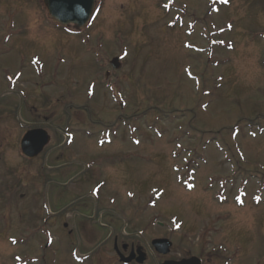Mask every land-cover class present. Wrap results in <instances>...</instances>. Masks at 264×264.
Listing matches in <instances>:
<instances>
[{
  "label": "rangeland",
  "instance_id": "1",
  "mask_svg": "<svg viewBox=\"0 0 264 264\" xmlns=\"http://www.w3.org/2000/svg\"><path fill=\"white\" fill-rule=\"evenodd\" d=\"M41 1L0 0V74L20 65L34 74L33 55L50 72L71 63L75 81L51 94L72 91L74 121L59 124L54 141L70 147L65 134L74 127L75 144L62 151L71 157L60 161L53 154L26 160L19 150L23 128L12 113L17 99L11 108L0 102V187H6L0 190V264H78L73 251L90 252L95 238L88 247L82 234L71 237L66 217L73 225L98 218L93 207L67 204V181L19 197L29 191L20 182L37 181L40 170L43 183L61 175L67 180V168L55 170L64 162H74L77 171L83 165L79 175L90 187L104 170L101 191L111 209L130 204L135 212L128 227L165 223L147 234L175 239L166 258L200 254L204 264H264V0H229L230 6L219 0L216 7L208 0H174L170 10L162 6L167 0H98L94 18L78 30L56 27ZM115 56L121 64L112 73ZM83 103L93 114L102 109L101 124L89 123ZM49 104L58 111L54 122L64 117L62 108ZM90 130L95 136H87ZM172 219L181 229L171 227ZM46 230H53L51 237ZM116 234L125 237L114 225L110 242ZM98 255L100 264H118L112 250Z\"/></svg>",
  "mask_w": 264,
  "mask_h": 264
},
{
  "label": "flooded vegetation",
  "instance_id": "2",
  "mask_svg": "<svg viewBox=\"0 0 264 264\" xmlns=\"http://www.w3.org/2000/svg\"><path fill=\"white\" fill-rule=\"evenodd\" d=\"M42 39V37H40ZM50 42L53 41L52 38L49 37ZM42 41V40H40ZM48 46V44H47ZM47 48V47H46ZM17 53H19L21 49V44L17 43V46L14 48ZM48 49V48H47ZM70 65L67 68L60 69V71H47L46 69L43 70V74L36 77L33 72L31 73L25 71V65H21V71H25L28 73L26 77H22L21 85L26 91L24 101L21 102L22 108L24 110V113L30 114L32 117L31 120H25V126H23V132L35 129V128H43L48 131L50 135V141L48 145L44 148L43 152L46 151V154H53L57 157H64L67 155L66 153H62L64 150L63 148V141L62 142H55L54 138L59 136V124L64 123L65 121L67 123H70L71 121H74V114H75V105L72 100L67 99V101H64L60 107V98L56 97V101L53 100V95L51 92L54 90V88H65L67 86L68 81H74L72 79L74 76L72 75V68H70ZM61 76V79H58ZM109 76L108 72H105L104 77L107 79ZM59 80V81H58ZM4 76L0 75V88L4 87V90H6V82H5ZM65 85V86H64ZM50 89V91H49ZM63 94L61 96L67 95L68 97L71 96V92L67 93L68 91L63 90ZM2 96H0L1 98ZM38 99V100H37ZM69 100V101H68ZM55 101V102H54ZM49 102H54L57 104V108H62V113L64 117H59L58 114V121L54 122L53 118L57 115V110H55L54 107H52ZM10 100L7 99V104H10ZM85 112V110H83ZM61 114V113H60ZM96 120V119H95ZM72 124H75L73 122ZM74 129V127H72ZM49 146L51 148H49ZM70 154V153H68ZM67 168L68 172V178L63 177L61 175L62 179H65L67 183L69 184V192L71 193V199L68 200L69 205H76L78 204L79 207H84L86 210H89L90 206L93 205L94 208H100L103 212L107 211V205L105 204L107 202V197L104 193H102L98 199L94 200V202H91L93 200L90 198V189L88 190V183L86 184L85 180L82 179L79 175V173L84 169L82 165V169L80 171H77L76 166L74 165V162H68L65 166ZM104 172L99 173V178L96 181L95 184L98 182H105L107 180V177H104ZM66 181H58L57 184L64 185V182ZM71 185V187H70ZM60 194V192L58 193ZM65 194V192H64ZM60 196V195H59ZM75 197V198H73ZM113 220V219H111ZM118 221V219H115ZM73 229L69 232H75V233H81L82 235H85L86 239L95 238V236L91 235L98 234L101 231V228L95 223L91 225L89 222L85 221H78L75 225L72 224ZM80 228V231L77 232V228ZM127 236L124 238H121L120 240L118 237H114L112 244L114 246L116 245L117 249L121 250V252L124 253L125 256L131 255L132 251L136 253V250L140 247L139 242L135 239L134 235L132 233H127ZM89 237V238H88ZM110 245H102L101 249H106ZM146 249V248H145ZM99 250H96L98 252ZM144 251V249H143ZM147 251V249H146ZM145 252V251H144ZM94 253V252H93ZM148 256V255H147ZM159 256V255H158ZM91 263V262H90ZM94 264H100L99 261L94 262ZM129 264H135V260H132Z\"/></svg>",
  "mask_w": 264,
  "mask_h": 264
},
{
  "label": "water",
  "instance_id": "3",
  "mask_svg": "<svg viewBox=\"0 0 264 264\" xmlns=\"http://www.w3.org/2000/svg\"><path fill=\"white\" fill-rule=\"evenodd\" d=\"M96 0H43L44 5L50 17L61 25L67 26L73 24L76 28H81L89 21L94 9ZM114 69L119 67V58L115 57L111 60ZM49 136L45 130L29 131L21 140V150L27 157H35L47 144ZM152 245L158 252L167 253L170 242L167 239H155ZM144 259V254L140 253L138 261ZM126 258L124 261H129ZM199 259L190 258L182 259L177 264H199ZM164 264H175V262H166Z\"/></svg>",
  "mask_w": 264,
  "mask_h": 264
},
{
  "label": "trees",
  "instance_id": "4",
  "mask_svg": "<svg viewBox=\"0 0 264 264\" xmlns=\"http://www.w3.org/2000/svg\"><path fill=\"white\" fill-rule=\"evenodd\" d=\"M211 103V102H210Z\"/></svg>",
  "mask_w": 264,
  "mask_h": 264
}]
</instances>
